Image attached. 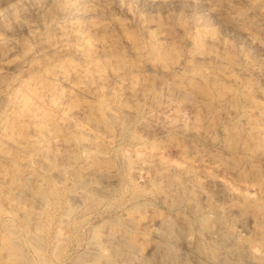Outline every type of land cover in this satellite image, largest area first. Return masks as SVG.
<instances>
[{"label": "rangeland", "instance_id": "obj_1", "mask_svg": "<svg viewBox=\"0 0 264 264\" xmlns=\"http://www.w3.org/2000/svg\"><path fill=\"white\" fill-rule=\"evenodd\" d=\"M1 42L0 264H264V0H0Z\"/></svg>", "mask_w": 264, "mask_h": 264}, {"label": "bare ground", "instance_id": "obj_2", "mask_svg": "<svg viewBox=\"0 0 264 264\" xmlns=\"http://www.w3.org/2000/svg\"><path fill=\"white\" fill-rule=\"evenodd\" d=\"M18 4H19V3H18ZM74 5H75V4H74ZM45 8H46V7H45ZM73 8H74V7H73ZM91 9H92V8H91ZM84 10H85V9H84ZM86 10H87V9H86ZM41 11H43V10H41ZM47 11H48V10H47ZM66 11H68V9H66ZM87 11H88V10H87ZM87 11H85V12H87ZM95 11H96V10H95ZM43 12H44V11H43ZM93 12H94V11H93ZM93 12H92V13H93ZM67 13H68V12H67ZM67 13H66V14H67ZM78 13H79V12H78ZM92 13H91V14H92ZM84 14H87V13H83V15H84ZM38 15H39V14H38ZM74 15H75V14H74ZM88 15H89V14H88ZM33 16H35V15H33ZM60 16H61V15H60ZM62 16H63V15H62ZM12 17H13V16H12ZM14 17H15V18H14V19H15L14 21L17 23L19 20L16 21V19H20V17L18 16L19 18H17V15H15ZM22 17H23V16H22ZM66 17H67V16H66ZM49 18H51V17H49ZM60 18H61V17H60ZM62 18H63V17H62ZM73 18H74V17H73ZM78 18H79V17H78ZM23 19H24V18H23ZM64 19H65V18H64ZM2 21H3V20H2ZM62 21H63V20H62ZM78 21H79V20H78ZM21 22H22V21H21ZM12 23H13V22H12ZM22 23H23V22H22ZM86 23H87V22H86ZM2 25H3V24H2ZM21 25H22V24H21ZM90 27H91V26H90ZM93 27H94V26H93ZM104 27H105V26H104ZM87 28H88V27H87ZM53 29H54V28H53ZM79 29H80V28H79ZM3 30H7V26H6V25L3 26ZM85 30H86V28H85ZM15 31H16V30H15ZM8 32H9V31H8ZM13 32H14V31H13ZM63 33H64V32H63ZM63 33H62V34H63ZM50 34H51V33H50ZM71 34H72V33H71ZM11 35H12V34H11ZM12 36H13V35H12ZM50 36H51V35H50ZM69 37H70V36H69ZM3 38H4V37H3ZM58 40H59V39H58ZM6 41H8V40H6ZM10 41H11V40H10ZM10 41H9V42H10ZM14 41H15V40H14ZM3 44H4V42H1V43H0V45H3ZM6 45H8V44L6 43ZM19 45H20V44H19ZM12 46H13V45H12ZM17 46H18V45H17ZM13 48H14V47H13ZM6 49H7V47H6ZM6 49H5V50H6ZM2 50H3V49H2ZM0 54H1V53H0ZM1 56H2V55H1ZM15 245H16V244H15ZM15 245H14V246H15ZM16 249H17V248H16Z\"/></svg>", "mask_w": 264, "mask_h": 264}]
</instances>
